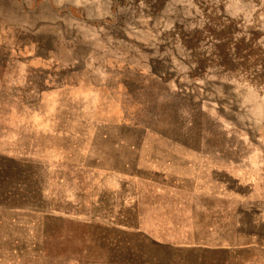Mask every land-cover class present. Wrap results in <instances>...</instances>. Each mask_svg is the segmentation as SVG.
<instances>
[{
	"label": "rangeland",
	"instance_id": "374dc122",
	"mask_svg": "<svg viewBox=\"0 0 264 264\" xmlns=\"http://www.w3.org/2000/svg\"><path fill=\"white\" fill-rule=\"evenodd\" d=\"M0 264H264V0H0Z\"/></svg>",
	"mask_w": 264,
	"mask_h": 264
},
{
	"label": "trees",
	"instance_id": "16d2710c",
	"mask_svg": "<svg viewBox=\"0 0 264 264\" xmlns=\"http://www.w3.org/2000/svg\"><path fill=\"white\" fill-rule=\"evenodd\" d=\"M238 23L230 18L208 17L206 23L192 32H181L180 43L192 51L194 62L190 70L193 77H199L216 68L230 75L239 68L247 70L253 53V42L239 37ZM175 34V32H174ZM208 39V40H206ZM205 42L208 52H198ZM202 50V49H201ZM243 65V67H241Z\"/></svg>",
	"mask_w": 264,
	"mask_h": 264
}]
</instances>
